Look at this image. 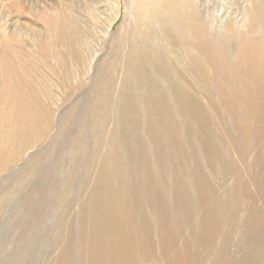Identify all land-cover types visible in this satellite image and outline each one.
<instances>
[{
    "label": "rangeland",
    "instance_id": "1",
    "mask_svg": "<svg viewBox=\"0 0 264 264\" xmlns=\"http://www.w3.org/2000/svg\"><path fill=\"white\" fill-rule=\"evenodd\" d=\"M161 1L0 0V264H264V0Z\"/></svg>",
    "mask_w": 264,
    "mask_h": 264
},
{
    "label": "bare ground",
    "instance_id": "2",
    "mask_svg": "<svg viewBox=\"0 0 264 264\" xmlns=\"http://www.w3.org/2000/svg\"><path fill=\"white\" fill-rule=\"evenodd\" d=\"M150 3L159 6L160 8H165L164 5H166V1L161 0H148ZM63 21V20H61ZM66 22V21H65ZM145 26V25H144ZM150 27V26H149ZM173 50V49H172ZM181 69V68H180ZM15 93V92H14ZM17 93V92H16ZM9 158L6 157H0V171H2L4 168H6L7 165H9Z\"/></svg>",
    "mask_w": 264,
    "mask_h": 264
}]
</instances>
